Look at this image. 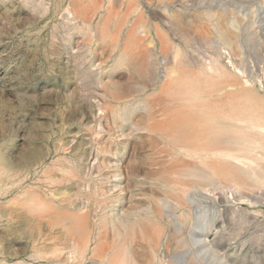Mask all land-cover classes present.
I'll use <instances>...</instances> for the list:
<instances>
[{
	"label": "rangeland",
	"instance_id": "obj_1",
	"mask_svg": "<svg viewBox=\"0 0 264 264\" xmlns=\"http://www.w3.org/2000/svg\"><path fill=\"white\" fill-rule=\"evenodd\" d=\"M124 256L264 264V0H0V264Z\"/></svg>",
	"mask_w": 264,
	"mask_h": 264
},
{
	"label": "bare ground",
	"instance_id": "obj_2",
	"mask_svg": "<svg viewBox=\"0 0 264 264\" xmlns=\"http://www.w3.org/2000/svg\"><path fill=\"white\" fill-rule=\"evenodd\" d=\"M239 97V96H238ZM240 97H241V95H240ZM232 100H233V98H232ZM237 103V102H236ZM199 104V103H198ZM197 104V105H198ZM205 104V103H204ZM203 104V105H204ZM232 104V103H231ZM210 105V104H209ZM208 105V106H209ZM202 106V105H201ZM207 106V107H208ZM198 108H199V106H197ZM229 107V106H228ZM236 107V106H235ZM226 109V108H225ZM236 109V108H235ZM206 111V117H205V120L203 121V123L201 124V125H197V122H198V118L195 116V117H189V123L191 124V128H190V133H191V135H192V140H191V142H192V144H194V147L190 150V153L191 154H197V153H199V150H196L195 148L197 147V146H203V145H201L203 142V138H207V137H211L212 135L215 137L214 139H216L218 136H216L219 132H221V130L219 131V132H216V128H215V126H214V124H211V123H208V121L210 122L211 120H216V119H224V120H226V118L227 117H229V114H226V111L224 110V111H218V110H216V109H213V108H211V105L208 107V109H206L205 110ZM235 111V110H234ZM252 112V111H251ZM246 113V112H245ZM244 113V114H245ZM253 113V112H252ZM231 114V113H230ZM242 114V113H241ZM234 115V114H233ZM231 116H232V114H231ZM242 117V116H241ZM233 118V117H232ZM235 118V117H234ZM236 120H239V119H236ZM235 121V120H234ZM215 122V121H214ZM230 122V121H229ZM213 123V122H212ZM220 123V122H219ZM220 126L222 125V123H220L219 124ZM226 125V124H225ZM229 125H230V123H229ZM224 126V125H223ZM233 126V125H232ZM227 128V127H226ZM228 129V128H227ZM237 129V128H236ZM230 130V129H229ZM242 130V129H241ZM226 134V133H225ZM239 134V133H238ZM233 136V135H232ZM225 138H226V136H225ZM235 138V137H234ZM241 138V137H240ZM186 139V138H185ZM229 139H230V136H229ZM231 139H232V137H231ZM247 139V138H246ZM233 141V140H232ZM187 142V141H186ZM231 142V141H230ZM234 142H235V140H234ZM210 143V142H209ZM205 147V146H204ZM181 148V147H180ZM207 148V147H206ZM218 148V147H217ZM185 149V148H184ZM189 149H190V147H189ZM226 149H227V147H226ZM182 150V149H181ZM183 151V150H182ZM184 152V151H183ZM212 152H213V149H212ZM217 152H219V151H217ZM220 153V152H219ZM219 153H217V154H219ZM202 153H200V155H201ZM216 154V155H217ZM224 154V153H223ZM229 154H230V152H229ZM220 155H222V153H220ZM226 156H228V155H226ZM229 157V156H228ZM227 158V157H226ZM234 158V157H233ZM229 159H230V157H229ZM232 159V158H231ZM239 159V158H238ZM239 163V162H238ZM214 165V164H213ZM255 168V167H254ZM245 170V169H244ZM120 176V175H119ZM259 177V176H258ZM122 178V177H121ZM121 188V187H120ZM117 193V192H116ZM71 203V202H70ZM56 211V210H55ZM55 211H53V212H55ZM52 212V213H53ZM13 213V212H12ZM11 213V214H12ZM110 215V214H109ZM114 217H115V219H117L119 222H121V224L122 225H127L128 224V220L127 221H125L122 217H120L119 215H114ZM143 218H145V217H143ZM142 218V219H143ZM101 219V218H100ZM114 220V219H113ZM130 221V220H129ZM134 221V220H133ZM156 221V220H155ZM171 221H173V220H171ZM69 222V221H68ZM115 222V221H114ZM131 222V221H130ZM175 222H176V220H175ZM155 223V222H154ZM140 225V224H139ZM129 227V226H128ZM113 228V227H112ZM115 228H116V226H115ZM136 228V227H135ZM139 228V227H138ZM164 229V228H163ZM180 229V228H179ZM128 230V229H127ZM116 232H117V230H116ZM166 233V232H165ZM95 245V244H94ZM122 247V246H121ZM124 247V246H123ZM120 248V247H119ZM125 249V247L123 248V250ZM123 250H122V252H123ZM157 250V249H156ZM126 252V251H125ZM123 256V255H122ZM119 258H121V257H119ZM126 259H128L127 257H126ZM160 259V258H159ZM125 256H124V259L122 258V262H120V264L121 263H125ZM128 262V261H127ZM129 264H135V263H133L132 261H131V263H129Z\"/></svg>",
	"mask_w": 264,
	"mask_h": 264
}]
</instances>
